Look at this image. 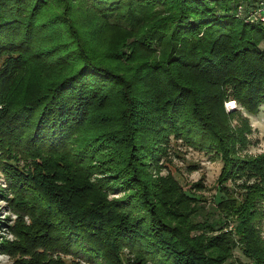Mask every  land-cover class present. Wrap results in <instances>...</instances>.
<instances>
[{
	"label": "trees",
	"instance_id": "1",
	"mask_svg": "<svg viewBox=\"0 0 264 264\" xmlns=\"http://www.w3.org/2000/svg\"><path fill=\"white\" fill-rule=\"evenodd\" d=\"M262 2L0 0V197L21 221L0 252L16 264H264V153L236 155L247 144L214 110L264 113ZM17 75L10 99L1 82ZM171 140L213 154L221 199L239 182L251 213L194 223V198L158 175ZM235 249L247 261H230Z\"/></svg>",
	"mask_w": 264,
	"mask_h": 264
},
{
	"label": "rangeland",
	"instance_id": "2",
	"mask_svg": "<svg viewBox=\"0 0 264 264\" xmlns=\"http://www.w3.org/2000/svg\"><path fill=\"white\" fill-rule=\"evenodd\" d=\"M123 27L125 30H128L125 25H123ZM106 38L112 39V36L107 35ZM124 39H126V35L124 36ZM131 67L132 65L129 62H125L123 63V66L119 67V70L126 72L132 70ZM20 78L19 75L12 79L7 76L5 77L4 83L3 81L1 82V84H5V87L8 89L7 96L10 97V99H17L19 93L22 95V87L19 86ZM17 82L18 84L16 85ZM195 83L198 88L207 90L208 95L216 93L215 87H210L209 83L202 78L195 77ZM200 91H202L201 98H203L205 94L204 90ZM210 103V101H207V105ZM238 109L239 107L235 102L228 100L222 101V107L218 102L214 106V110L220 115L227 114L226 116H230L228 119L229 129L233 131L235 137L238 138L237 140L235 139L237 142H234V144L237 145V143H240L241 137L243 143L247 144L246 147L239 144L237 149H235L234 146L232 151L240 157L249 158L263 154L264 113L260 112L257 117H253L247 116L244 111L241 113ZM240 113L246 116V118L248 117V120H245V117ZM247 126L250 129L249 132L247 131ZM159 165L160 166L157 168L159 177H170L177 182L179 187L183 188L187 195L194 198L191 204L185 203L184 206L190 210V218H192L194 223L198 224L204 223V221L214 220L221 215L225 216V214H232L234 210H239L240 208L248 209L251 213L252 209L249 204L247 205L245 201L246 199H244L243 195L238 194L239 188H237V185L241 184L239 182L228 183L225 198L221 199L220 192H222V190L218 185L222 164L219 160L213 158V154L198 152L180 141L176 142L171 140L167 157H162ZM0 185L4 186L1 174ZM222 195L224 194L222 193ZM111 197L117 198L118 196L113 195ZM9 202L10 201L7 198L0 197V221L4 223V225H1L2 228H0V243L5 241L14 242V231L21 224L16 213L11 209ZM256 208V227L264 245V203H260ZM24 221L26 225H29V221L26 218H24ZM225 227V232H230L232 231L231 228L233 227V224L227 222L224 228ZM192 229H194V227L190 226L189 231L191 235H201L199 231H193ZM127 256V252H124V254H122V259ZM231 260L247 261L237 249L233 252V257L230 261ZM0 264L16 263H13V260L9 256L0 252Z\"/></svg>",
	"mask_w": 264,
	"mask_h": 264
},
{
	"label": "built area",
	"instance_id": "3",
	"mask_svg": "<svg viewBox=\"0 0 264 264\" xmlns=\"http://www.w3.org/2000/svg\"><path fill=\"white\" fill-rule=\"evenodd\" d=\"M260 6H261V8H262V10H260L261 11V15L259 16V20L261 21V22H264V2H262V3H260Z\"/></svg>",
	"mask_w": 264,
	"mask_h": 264
}]
</instances>
